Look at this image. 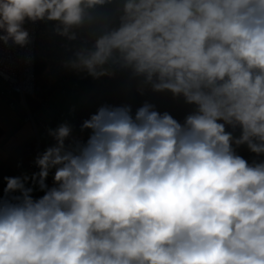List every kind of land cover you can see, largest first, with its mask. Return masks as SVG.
Segmentation results:
<instances>
[{"label": "clouds", "instance_id": "1", "mask_svg": "<svg viewBox=\"0 0 264 264\" xmlns=\"http://www.w3.org/2000/svg\"><path fill=\"white\" fill-rule=\"evenodd\" d=\"M28 22L64 70L130 69L194 111L101 106L71 150L49 129L39 171L3 177L0 264H264V160L236 151L264 155V0H0V43L27 46Z\"/></svg>", "mask_w": 264, "mask_h": 264}, {"label": "crops", "instance_id": "2", "mask_svg": "<svg viewBox=\"0 0 264 264\" xmlns=\"http://www.w3.org/2000/svg\"><path fill=\"white\" fill-rule=\"evenodd\" d=\"M104 78L93 80L73 74L63 81L60 88L52 90L45 99H40L41 105L35 112L36 123H46V129H36L32 122L25 120L26 109L17 98L0 96V128L4 131L0 138V177L38 172L39 169L33 168L32 164L42 150L54 146L55 141L48 131L61 124L67 123L72 129L65 144L69 150L73 149L77 137L74 126L80 108L95 93ZM13 100H17L15 107L9 105ZM49 176L46 183L52 187V172ZM43 194L38 188L32 193L34 198H40ZM0 195H3V191Z\"/></svg>", "mask_w": 264, "mask_h": 264}, {"label": "trees", "instance_id": "3", "mask_svg": "<svg viewBox=\"0 0 264 264\" xmlns=\"http://www.w3.org/2000/svg\"><path fill=\"white\" fill-rule=\"evenodd\" d=\"M49 66L50 61L48 58L44 56L36 57L35 74L39 77L47 71ZM114 70L117 71L116 77L114 79L105 77L103 82L99 85L97 91L88 98L87 102L80 110L75 122L77 137L75 139L74 147L77 141L80 143L87 142L91 134V130H85L82 132L80 126L85 119H88L90 115L94 114L101 106L116 107L131 105L132 113L134 115L140 106L145 103H149L154 105L155 110L161 113L168 112L180 123H183L185 117L194 111L193 106L186 104L183 97L174 98L170 92L157 93L152 91L151 85L145 84L143 77L134 76L130 69ZM68 78V74L59 78L57 83L52 85L51 90L60 88L63 81ZM140 89L143 90V94H141ZM47 91V88L42 91L43 93L40 95L41 99L46 97ZM27 103L33 113H35L41 105L39 100L33 98H28ZM226 131L233 130L230 127H226ZM3 134L4 131L0 128V138ZM233 135L239 136L240 130L236 129L233 132ZM236 151L250 163L253 161L260 162L264 160V155L257 156L256 154L251 153L246 145L236 148Z\"/></svg>", "mask_w": 264, "mask_h": 264}, {"label": "built area", "instance_id": "4", "mask_svg": "<svg viewBox=\"0 0 264 264\" xmlns=\"http://www.w3.org/2000/svg\"><path fill=\"white\" fill-rule=\"evenodd\" d=\"M44 26H48L46 22L35 24L28 22L24 25L31 36V43L25 47L15 46L11 42L8 45L0 43V96L9 95L21 101L26 109L25 120L32 122L36 129H46L47 125L44 122L36 123L35 113L30 110L27 99L40 101V95L43 93L37 86L39 77L35 74V60L39 56V43ZM17 100L11 101L9 105L15 107ZM44 151L42 150L40 154L42 155ZM32 167L38 168L36 163H33ZM5 176L8 175L0 177V192L5 186L3 181Z\"/></svg>", "mask_w": 264, "mask_h": 264}, {"label": "rangeland", "instance_id": "5", "mask_svg": "<svg viewBox=\"0 0 264 264\" xmlns=\"http://www.w3.org/2000/svg\"><path fill=\"white\" fill-rule=\"evenodd\" d=\"M101 11L106 12L107 14L111 15L112 12L114 11V9L110 8V9L101 10ZM46 25H48V26H44V29H43L42 35H41V39H40V43H39V56H44V57L48 58L50 61V66L46 72H44L42 75L39 76V78L37 80V86L41 92L44 91L45 88H47L48 89L47 95H48L52 91L51 90L52 85L57 83L59 78H61L62 76L64 77L67 74L69 75V77H71L73 75V73L66 71L61 67V61L67 59L68 56L70 55V53L66 52L65 48L63 47V45L66 42L63 41L59 37H55L53 35V33L50 32V30H52V27H53V25L51 23L46 22ZM96 34L98 35L99 33H96ZM94 38H95L94 36L91 37V39H94ZM77 46H78V42L75 44H72L69 47L74 48ZM45 93H46V90H45ZM42 102H43V100H42ZM85 103H84V105H85ZM82 107L80 108V110L82 109ZM76 135H77V133H76Z\"/></svg>", "mask_w": 264, "mask_h": 264}]
</instances>
